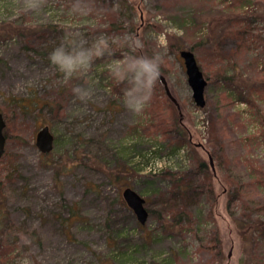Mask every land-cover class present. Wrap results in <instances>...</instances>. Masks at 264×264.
Wrapping results in <instances>:
<instances>
[{
  "label": "rangeland",
  "instance_id": "1",
  "mask_svg": "<svg viewBox=\"0 0 264 264\" xmlns=\"http://www.w3.org/2000/svg\"><path fill=\"white\" fill-rule=\"evenodd\" d=\"M32 2L0 0V264H264V0ZM196 43L203 107L179 56ZM61 45L91 50L88 70L53 65ZM141 53L158 75L123 82ZM43 126L46 154L35 146ZM175 172L201 192L171 198ZM127 187L145 199L144 224Z\"/></svg>",
  "mask_w": 264,
  "mask_h": 264
},
{
  "label": "water",
  "instance_id": "2",
  "mask_svg": "<svg viewBox=\"0 0 264 264\" xmlns=\"http://www.w3.org/2000/svg\"><path fill=\"white\" fill-rule=\"evenodd\" d=\"M179 56L183 60L187 83L192 91V98L197 106L203 107L205 104L204 91L207 85V80L204 78L193 52L190 50H182L179 53ZM4 127L5 121L2 113L0 112V159L3 155L6 141L3 134ZM35 146L43 154L49 153L52 150L53 135L51 134L48 126H43L37 132L35 137ZM122 198L126 205L135 214L137 221L140 224H144L149 215L145 208V199L130 187H127L122 191Z\"/></svg>",
  "mask_w": 264,
  "mask_h": 264
},
{
  "label": "trees",
  "instance_id": "3",
  "mask_svg": "<svg viewBox=\"0 0 264 264\" xmlns=\"http://www.w3.org/2000/svg\"><path fill=\"white\" fill-rule=\"evenodd\" d=\"M236 26H238V25H235V24L231 25L229 27V31L231 33H236V34L239 33L238 29H235V30L233 29V27H236ZM197 47H198V45L196 43V44L191 45L188 50H190L191 52L194 53V51H196ZM117 51H119V50L118 49L114 50L112 48L107 50L106 48H104L102 54H105L106 56L111 57L113 60H120V59H122V57L120 56L119 53H117ZM144 56H145V53H141V56H139V57L140 58H144ZM145 58H147V57L145 56ZM134 70H139L140 72L142 71V73H144V75H145L144 70L139 69V67L137 65H135L133 69L132 68L130 69V67H129L128 71L123 74V76H122L123 80L122 81L124 82V80L125 81L128 80V78L131 75V72H133ZM230 80H232V79L230 78ZM250 91L251 92H250L249 95L252 96V94L255 92V88L250 86ZM14 104L16 106H18V108H21V109L25 108V105L22 104V103L19 104V102H15L14 101ZM35 104H37V103H35ZM231 119L234 120L235 117L230 116L229 113L226 116H224L223 117V121H221V124H220V127H219V132L217 133V136L220 139V142H219V144L217 146H215L213 148V151H212L213 157H214V159L217 162L221 161L224 158V154L226 153V142L224 141L225 137H224V135L222 133V129H226L227 131L232 130V128H233L232 123L233 122H230ZM4 120H5V118H4ZM245 160L248 161L250 165H252V161L249 158H246ZM207 168H208V165L204 161H200L199 165L197 167H195V169H200V170H204V169H207ZM169 175L171 177L172 176L173 177H177L176 179H180V180L177 181V184L175 185V187L168 192V194L171 196V198H174V199H184L185 198L184 201H187V200L190 199V197H189L190 195H196L197 193L201 192L199 190V185L200 184H197V183H196V185L193 184L191 179H189V180L188 179L187 180L183 179L182 175L178 174L177 172L169 173ZM226 179H229V177L228 178L226 177ZM205 192H207V191H205ZM184 216H185V212L183 210H181L179 212V214H178L179 220L182 219V217H184Z\"/></svg>",
  "mask_w": 264,
  "mask_h": 264
},
{
  "label": "clouds",
  "instance_id": "4",
  "mask_svg": "<svg viewBox=\"0 0 264 264\" xmlns=\"http://www.w3.org/2000/svg\"><path fill=\"white\" fill-rule=\"evenodd\" d=\"M27 7L34 8L36 4L33 3L32 0H28ZM49 59L60 71L66 74H72L76 72H86L88 70L92 60V53L91 50L83 47L69 49L61 45L53 50ZM136 65L139 69L144 70L145 75L151 80H154L155 76L158 75L157 63L152 59L140 58L136 61ZM73 93L83 101L89 99L91 95L90 91L81 87L73 88ZM147 99L148 97L145 96L144 100ZM140 107H142V105H137L136 111H139Z\"/></svg>",
  "mask_w": 264,
  "mask_h": 264
}]
</instances>
